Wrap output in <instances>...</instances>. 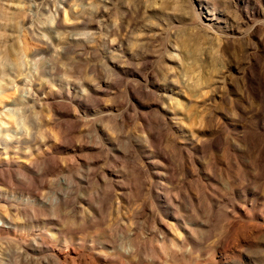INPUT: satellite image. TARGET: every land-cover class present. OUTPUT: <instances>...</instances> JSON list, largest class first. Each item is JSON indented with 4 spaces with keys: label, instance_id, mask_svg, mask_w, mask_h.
Returning <instances> with one entry per match:
<instances>
[{
    "label": "rangeland",
    "instance_id": "rangeland-1",
    "mask_svg": "<svg viewBox=\"0 0 264 264\" xmlns=\"http://www.w3.org/2000/svg\"><path fill=\"white\" fill-rule=\"evenodd\" d=\"M0 264H264V0H0Z\"/></svg>",
    "mask_w": 264,
    "mask_h": 264
}]
</instances>
